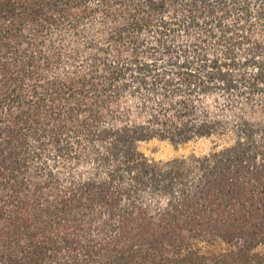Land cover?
I'll return each instance as SVG.
<instances>
[{"label": "trees", "instance_id": "trees-1", "mask_svg": "<svg viewBox=\"0 0 264 264\" xmlns=\"http://www.w3.org/2000/svg\"><path fill=\"white\" fill-rule=\"evenodd\" d=\"M253 19L264 0H0V264H264ZM220 94L239 113L197 120ZM203 139V156L140 150Z\"/></svg>", "mask_w": 264, "mask_h": 264}, {"label": "rangeland", "instance_id": "rangeland-1", "mask_svg": "<svg viewBox=\"0 0 264 264\" xmlns=\"http://www.w3.org/2000/svg\"><path fill=\"white\" fill-rule=\"evenodd\" d=\"M252 9H256V5L252 3ZM253 18V17H252ZM98 21L96 20L94 22L88 23V32L90 35H94V31L97 30ZM253 23L255 20H252ZM255 37L257 39H260L261 41H264V23H256L255 25ZM145 39L151 44L152 43V34L145 35ZM189 40V37L185 35L184 33H180L178 35L177 39V45L179 46H185ZM219 47L212 43L211 44V50L210 53L218 52ZM238 53H243L244 50H241ZM164 56L159 57L158 59H163ZM245 70V69H244ZM246 71V70H245ZM238 73V72H237ZM256 102L260 101V98L255 97L253 99ZM197 106H196V119L200 120L205 117H208L210 119H224L226 121H230L234 118L236 114L239 113V110L241 108V105L244 103V99L242 98H228L224 95H216V96H210V97H202L198 98ZM140 102L141 99L139 98H130L125 100L124 103V109H128L129 113L135 114L140 109ZM213 147V143L210 140L203 139L198 140L195 142L188 143L186 145H180L175 146L172 143L168 141H159V140H152L147 143L140 144V150L143 152L146 156L149 158L155 159L156 161H163L167 162L169 160L180 158L183 156H190V155H196V156H203L208 154ZM217 250H224L226 249V246L218 244L215 247Z\"/></svg>", "mask_w": 264, "mask_h": 264}]
</instances>
